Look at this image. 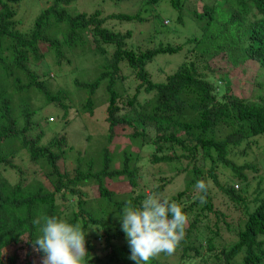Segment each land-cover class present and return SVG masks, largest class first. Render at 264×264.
<instances>
[{
  "label": "trees",
  "instance_id": "obj_1",
  "mask_svg": "<svg viewBox=\"0 0 264 264\" xmlns=\"http://www.w3.org/2000/svg\"><path fill=\"white\" fill-rule=\"evenodd\" d=\"M18 1L0 0V169L10 168L19 176L15 183L0 176V264H43V253L35 250L33 240L40 235V225L34 221L40 218L42 224L45 216L82 226L88 249L86 264L100 261L95 255L98 238L109 260L136 264L130 259L131 249L118 213L126 202L140 206L145 198L148 185L141 181L139 165L144 146L154 150L152 163L174 164L187 158L193 165L186 168L185 188L171 198L188 217L185 237L174 254L182 248L185 257L190 249L201 253L206 247L205 264H264V177H258L257 193L249 200L247 170L258 172L259 168L246 158L264 141V0H166L176 11L173 25L165 24V19L160 22L168 30L157 22L161 13L155 8L162 0H141L143 5L149 4V17L137 11L102 17L99 9L73 15L68 6L75 0H53L25 31L17 29ZM108 20L134 24L150 20L154 35L140 39L142 47H136L129 43L134 36L132 29L117 31L105 26ZM189 23L194 25L189 32H194L182 42L159 36ZM91 35L96 53H107L108 47L113 52L95 79L76 80V84L87 90L81 107L91 113L96 91L106 84L108 133L103 135L106 141L97 140L96 148L89 145L85 150L90 159L83 160L79 152L75 167L68 171L60 163L71 144L58 133L44 144L43 116L39 114L53 104L64 110L62 117L66 119L72 106L66 101L69 94L60 88L54 91L30 66L41 61L44 47L61 64L67 55L64 46L77 53L78 48L86 47ZM184 51L185 58L177 68L161 81L154 79L150 67L159 55ZM256 64L255 81L242 84L237 70L246 73V66ZM229 65V71L224 70L223 66ZM124 67L137 82L129 100H124L117 89L125 78ZM144 93L148 97L140 101ZM36 96L45 103L36 105ZM125 105L132 107V114L123 112ZM122 130L138 144V150L126 148L118 154L111 149L110 142ZM24 155L44 170L50 185L24 176L21 163H16V158ZM118 155L122 167L113 166ZM221 168L231 170V180H221ZM198 180L209 185L204 202L195 187ZM118 181L127 182L129 189H115L113 184ZM169 181L162 178L150 191H165L172 183ZM211 181L228 197H220ZM89 186L93 188L92 198L83 190ZM68 197L77 199L76 208L74 201L63 205ZM203 219H208L206 225L200 224ZM225 231L228 236L221 244L218 239ZM148 264H158V259Z\"/></svg>",
  "mask_w": 264,
  "mask_h": 264
},
{
  "label": "rangeland",
  "instance_id": "obj_2",
  "mask_svg": "<svg viewBox=\"0 0 264 264\" xmlns=\"http://www.w3.org/2000/svg\"><path fill=\"white\" fill-rule=\"evenodd\" d=\"M53 3V0H20L16 3L15 8L17 10V15L15 17L17 21V29L19 30H27L34 24L37 16L47 7H49ZM69 13L76 15L81 12H89L93 13L97 9L102 11V17L108 16L112 13H133V12H140L146 17H149V13H151V9L149 8V4L145 3L142 4L141 0H75L70 6H68ZM158 9L161 15L158 16L157 22L160 25V22L165 19V24H172L173 20L175 19V10L171 7V5L166 1L162 0L159 5L155 8ZM149 19V18H147ZM171 25V26H172ZM109 28H114L117 31L126 32L127 29H132L134 31L133 38L129 41L130 45L136 47H142L140 44V39L145 38L150 34V37L154 35V31L151 27L150 20H145L143 22H137L136 24L128 22V21H119V20H108L105 24ZM164 30H168V27H163L160 25ZM184 25L179 26V30L176 31L174 28L170 33H159L160 37L171 40L175 42H182L186 39L190 33L194 32L189 30L194 29L193 23H189L186 27H182ZM186 34V35H185ZM61 37V36H60ZM62 38V37H61ZM164 41V40H160ZM159 41V42H160ZM158 42V43H159ZM94 45V38L91 35L89 37V41L86 44L84 49L78 48L77 53L69 52L71 51L67 46H64V50L67 51V55H65L61 64L56 62L54 58L55 54L53 55L50 51L42 49V53L44 54L43 58L40 62H32L31 69L34 70L40 77L47 79L54 91L58 90L59 88L65 90L69 94V101H66L72 106L69 108V113L64 119L62 110L60 107L54 106L53 104L46 105L42 109L43 114H39L41 117V124L42 128L44 129V134L42 137V142H46L49 140L55 133L65 135L67 141L71 144V147L65 152V160L61 162V165H64L66 170L72 171L76 165V158L79 155V152L82 153L81 158L83 160L90 159L91 156H87L85 150L88 146H92L96 148L94 142L97 140H105L103 135L105 136L108 133V125L105 121L107 117V106H108V93L106 89V84L102 83V85L98 88L95 93L94 101L96 102L95 109L93 113L89 111H83L81 105L82 101L85 97L88 96V92L84 87H80L76 84V80L82 82H91L95 79L98 75L97 70L101 68V64L104 63L108 57L113 52V49L108 47L107 53H102L100 50L96 53V48L93 47ZM155 44L150 45L149 47H153ZM48 51V52H47ZM84 53V54H80ZM185 51L174 55H159L153 64L151 65L150 69L153 72V77L157 81H161L165 78V76L170 72L173 71L178 65L183 61L185 58ZM77 55V56H76ZM70 60V62H69ZM212 66L216 67L217 63L212 62ZM259 64L256 65H249L245 67L246 73H242V71L237 70L236 75L239 77L240 82L242 84H246V82H254L255 77L257 76V68ZM224 70H228L231 68L229 66H223ZM129 72V73H128ZM172 73V72H171ZM232 73V72H231ZM130 74V75H129ZM122 75H128L127 80L123 78L119 81L117 87L120 95L124 100H129L132 98V95L135 92V88L137 86V82L133 79L134 75L124 67ZM148 94L144 93L140 96L139 100L143 101ZM33 102L41 106L45 102L41 99H38V96L33 98ZM131 106L125 105L124 111H129L131 113ZM54 117V120H51V117ZM49 126V127H48ZM127 131H121L120 134L115 135L114 139L110 142L111 149H115L118 154H122V151L126 148H130L131 150H138V144H134L127 134ZM100 143V141H99ZM45 144V143H44ZM264 141L261 140L259 142V146L256 152H250L248 156H246L247 160L254 162L255 166L259 168L258 172H254L251 170H247V173L250 176V192H248L249 200L254 198L255 192L257 193L256 186L260 179L258 177H264ZM154 150L150 147L144 146L140 150V161L139 165L141 166V181L145 182L148 186L146 188L147 192H151L150 190L156 188L162 178H167L172 182L169 184L165 191L161 193L166 195L170 198L175 196L179 191L185 188V177H186V168H192L193 165H189L190 161L187 158H182L181 163L173 162L174 164L170 163H152L150 162V155ZM178 154L180 151H177ZM120 155L116 156L113 166L114 167H122V163H120ZM18 159L16 163H21L22 168L25 170V177L29 180L33 178H37V180H42L45 184H49V180L44 177V170H41L40 166L33 163L32 161H28V156H20L17 157ZM15 159V160H16ZM241 160H244V157H241ZM202 163V161L200 162ZM62 167V166H61ZM181 167L185 171L177 172V168ZM209 167V166H208ZM207 167V168H208ZM49 168V166H48ZM219 176L221 180H231V170L228 168H221L219 170ZM0 176L8 179L10 182L15 183L19 178L18 173L10 168H1L0 169ZM257 176V177H256ZM122 182V181H121ZM120 181L114 183V188L119 189L120 192H126L129 189V185L127 182L121 183ZM212 186L214 187V191L220 197H228L227 195L221 194L220 190L216 188L213 181H211ZM239 183L234 184L235 188L236 185ZM240 185V184H239ZM92 187H84L83 190L88 193V197L92 198ZM240 190L239 188H236ZM164 192V193H163ZM215 193V194H216ZM62 200H58L61 202ZM74 201V205L76 208V201L75 198L68 197L66 200H63V205L67 206L70 202ZM215 201L218 199L215 198ZM193 213L190 215V220H193ZM208 219H203L200 224H207ZM223 238L218 239L219 243H224L225 238L228 236V232L225 231ZM95 240V239H94ZM205 245V241H204ZM103 244L100 243V239L95 240V255L100 259L97 264H123L122 262L112 261L109 260L108 251L103 248ZM206 251V247L201 249V253H197L194 249H190L188 252V256L185 255L183 257L182 252L183 249L181 248L179 252L172 255H163L162 257L157 258L158 264H205L203 260V254ZM132 264V263H126Z\"/></svg>",
  "mask_w": 264,
  "mask_h": 264
},
{
  "label": "clouds",
  "instance_id": "obj_3",
  "mask_svg": "<svg viewBox=\"0 0 264 264\" xmlns=\"http://www.w3.org/2000/svg\"><path fill=\"white\" fill-rule=\"evenodd\" d=\"M195 187L203 194L199 199L204 202L209 185L198 180ZM118 215L128 238L130 259L136 264H148L162 253L172 255L185 237L187 215L176 201L162 193L146 192L140 206L128 201ZM42 219V224L40 218L34 221L40 225V235L34 238L33 246L43 253V264H86L88 249L82 226L55 216Z\"/></svg>",
  "mask_w": 264,
  "mask_h": 264
}]
</instances>
